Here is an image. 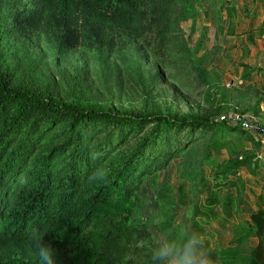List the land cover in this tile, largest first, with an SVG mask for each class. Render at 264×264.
Masks as SVG:
<instances>
[{"label":"trees","instance_id":"obj_1","mask_svg":"<svg viewBox=\"0 0 264 264\" xmlns=\"http://www.w3.org/2000/svg\"><path fill=\"white\" fill-rule=\"evenodd\" d=\"M35 1L36 9L16 25L0 16V40L25 29L30 34L45 21L64 50L79 35L102 41L120 34L137 40L151 36L165 48L176 22L192 19L195 6L208 11L204 0ZM241 1L246 13L250 0ZM13 2L0 0V6L5 16L18 19ZM221 9L231 17L232 6ZM261 29L245 32L238 48L247 52L255 46ZM242 68L243 82L257 75L264 79V68ZM259 128L262 133L256 139L252 130L219 116L177 118L121 112L91 99L61 100L41 89L12 84L11 73L0 66V264H43L26 240L32 230H39L55 249L56 264H132L129 259L134 256L145 259L139 264H151L149 248L137 245L141 240L150 242L147 229L124 215L138 201L143 182L208 134L209 152L221 150L234 137L242 146L252 143L256 151H264L260 144L264 122ZM258 161L256 153L249 152L216 169L220 181L193 206L189 228L205 239L209 222L225 225L237 216L246 197L240 173L252 166L257 176ZM21 178L27 183L21 184ZM199 182L196 199L210 185L204 176ZM232 188L234 193L229 192ZM175 204L173 218L190 204L189 192L182 186ZM219 206L222 216L216 214ZM252 238L257 239L256 246H250ZM205 246L212 264H264V204L239 224L231 240L218 242L216 253L206 239Z\"/></svg>","mask_w":264,"mask_h":264},{"label":"rangeland","instance_id":"obj_2","mask_svg":"<svg viewBox=\"0 0 264 264\" xmlns=\"http://www.w3.org/2000/svg\"><path fill=\"white\" fill-rule=\"evenodd\" d=\"M204 3L207 12L198 5L192 19L176 22L165 48H159L151 36L137 40L120 34L102 41L93 37L84 40L79 35L76 40L66 41L64 50L56 44L44 21L30 34L25 29L0 40V66L11 73L12 84L41 89L61 100L91 99L102 107L121 112L162 113L177 118L190 114L217 118L231 111L247 116L254 123H263L264 79L257 75L243 82L240 75L242 65L264 68V46L260 41V47L252 48L246 55L237 44L241 32L264 26V0H250L246 13H241L240 0H204ZM225 4L228 9L233 7L231 17L221 9ZM13 5L17 7L18 19L5 16L1 6L0 16L5 18L3 22L14 25L37 7L35 0H14ZM208 135L191 146L187 154H179L165 169L143 182L138 201L125 210L124 215L147 229L150 241L158 231H175L181 225L189 227L193 206L202 203L213 184L220 181L216 169L249 152L261 156L252 143L242 146L235 137L221 150L209 152L207 142L211 134ZM261 141L263 147L264 136ZM252 171L250 166L240 173L246 195L243 203L254 196L248 190L249 184L264 191L263 178L259 176L254 185L256 176ZM200 176L207 178L210 185L196 199ZM179 186L189 192L190 204L173 218ZM229 192L234 193L235 189ZM241 212V217L248 216L246 207ZM230 228V223L218 221L205 226V239L215 253L218 242L232 239ZM144 260L134 256L129 262L139 264Z\"/></svg>","mask_w":264,"mask_h":264},{"label":"clouds","instance_id":"obj_3","mask_svg":"<svg viewBox=\"0 0 264 264\" xmlns=\"http://www.w3.org/2000/svg\"><path fill=\"white\" fill-rule=\"evenodd\" d=\"M20 183L26 184L27 178H21ZM26 240L36 249L43 264H56L55 249L45 243L39 230L30 231ZM138 246L149 248L151 264H212L204 237L187 225L175 231H158L150 242L141 240Z\"/></svg>","mask_w":264,"mask_h":264},{"label":"crops","instance_id":"obj_4","mask_svg":"<svg viewBox=\"0 0 264 264\" xmlns=\"http://www.w3.org/2000/svg\"><path fill=\"white\" fill-rule=\"evenodd\" d=\"M241 1V0H240ZM241 3H242V1H241ZM242 6H243V3H242V5H241V13H242ZM247 9H248V6H247ZM256 28H262L261 29V31H262V36H261V38H256V45L255 46H253V47H250L249 49H248V51L247 52H245V51H242L241 50V52H243L244 54H246V55H249L250 54V51H251V49L252 48H255V47H260V41H262V44H263V46H264V26H263V24H261V25H259V26H256V27H254V28H250V29H248V30H245V31H243V32H241V35H242V38H240L239 39V41H238V44H237V47H238V45H239V43H240V41H242V40H244L246 37H245V35H244V33L245 32H247V31H249V30H251V29H256ZM239 49V48H238ZM261 77V76H260ZM259 124V123H258ZM254 138H258V134H256L255 132H254ZM260 139L262 140V137H260ZM261 142H263V141H261ZM259 152H260V154H261V156H258L259 157V161H258V169L260 170V173L258 174V176H256V177H254V179L255 180H253V184L255 185L256 184V180L257 181H259V179H258V177L260 176L261 178H263V181H264V151H262V150H259ZM248 190H252V192L254 193L253 195L254 196H252L251 195V197H252V200H249L248 202H244L243 203V205L240 207V211H239V213H240V215L238 214L237 216H234V218H232V219H230L228 222H226V224H231V228H230V235H232L233 236V233H234V230L236 229V228H238V226H239V224L241 223V222H243V221H248L249 220V215H250V213L252 212V211H255L257 208H258V206H260V205H263L264 204V191H262L261 189H254V187L253 186H251V184H249L248 185ZM250 202V203H249ZM220 207V206H219ZM217 208V210H216V214L218 215V216H222V212L219 214V211H218V209H220V208ZM245 207H246V210H247V212L249 213H247V217H241V214H242V209L244 208V210H245ZM242 208V209H241ZM220 211H222V208H221V210ZM240 216V217H239ZM218 222H220L219 220H218ZM221 223V222H220ZM231 239V238H230ZM224 242V241H223ZM216 244H217V242H216ZM249 244H250V246H256L257 245V239L256 238H252V239H250V241H249Z\"/></svg>","mask_w":264,"mask_h":264},{"label":"built area","instance_id":"obj_5","mask_svg":"<svg viewBox=\"0 0 264 264\" xmlns=\"http://www.w3.org/2000/svg\"><path fill=\"white\" fill-rule=\"evenodd\" d=\"M219 119L239 124L241 128L252 130L256 134H259L260 132L262 133V129L259 128V124L257 122L254 123V121L247 116L237 112H225L219 116Z\"/></svg>","mask_w":264,"mask_h":264}]
</instances>
